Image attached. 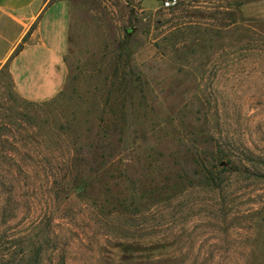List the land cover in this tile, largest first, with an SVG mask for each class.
Listing matches in <instances>:
<instances>
[{"label":"rangeland","instance_id":"1","mask_svg":"<svg viewBox=\"0 0 264 264\" xmlns=\"http://www.w3.org/2000/svg\"><path fill=\"white\" fill-rule=\"evenodd\" d=\"M164 1L69 0L50 100L0 62V264H264V0Z\"/></svg>","mask_w":264,"mask_h":264},{"label":"crops","instance_id":"2","mask_svg":"<svg viewBox=\"0 0 264 264\" xmlns=\"http://www.w3.org/2000/svg\"><path fill=\"white\" fill-rule=\"evenodd\" d=\"M70 28L69 0H0V62L22 98L42 102L63 90Z\"/></svg>","mask_w":264,"mask_h":264},{"label":"trees","instance_id":"3","mask_svg":"<svg viewBox=\"0 0 264 264\" xmlns=\"http://www.w3.org/2000/svg\"><path fill=\"white\" fill-rule=\"evenodd\" d=\"M1 153H2L1 159L8 161L7 164L9 166V168L12 166V164L18 162V160L16 159V154H14V152H12V151H0V154ZM71 160H72V157H67V159H64L63 161L65 162L64 164L71 165V163H70Z\"/></svg>","mask_w":264,"mask_h":264},{"label":"built area","instance_id":"4","mask_svg":"<svg viewBox=\"0 0 264 264\" xmlns=\"http://www.w3.org/2000/svg\"><path fill=\"white\" fill-rule=\"evenodd\" d=\"M177 3V0H165L164 1V5L165 7H170V6H173L174 4Z\"/></svg>","mask_w":264,"mask_h":264}]
</instances>
